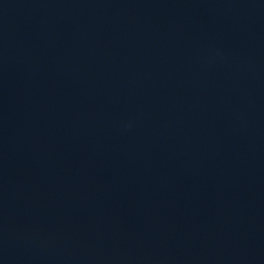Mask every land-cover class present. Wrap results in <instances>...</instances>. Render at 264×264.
<instances>
[{
	"label": "water",
	"instance_id": "95a60500",
	"mask_svg": "<svg viewBox=\"0 0 264 264\" xmlns=\"http://www.w3.org/2000/svg\"><path fill=\"white\" fill-rule=\"evenodd\" d=\"M0 264H264V0H0Z\"/></svg>",
	"mask_w": 264,
	"mask_h": 264
}]
</instances>
